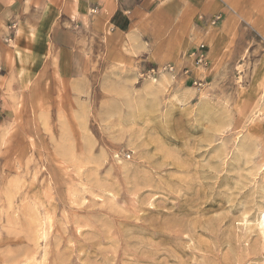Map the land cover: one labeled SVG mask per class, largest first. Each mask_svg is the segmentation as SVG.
<instances>
[{"label": "rangeland", "instance_id": "rangeland-1", "mask_svg": "<svg viewBox=\"0 0 264 264\" xmlns=\"http://www.w3.org/2000/svg\"><path fill=\"white\" fill-rule=\"evenodd\" d=\"M219 1L163 12L139 66L87 31L74 79L2 90L0 264L264 263V0Z\"/></svg>", "mask_w": 264, "mask_h": 264}, {"label": "crops", "instance_id": "crops-1", "mask_svg": "<svg viewBox=\"0 0 264 264\" xmlns=\"http://www.w3.org/2000/svg\"><path fill=\"white\" fill-rule=\"evenodd\" d=\"M219 4V0H0V100L6 99L4 88L31 86L51 68L60 69L64 80L74 79L77 41L87 31L90 40L103 39L101 48L115 64L139 66L141 57L146 58L144 38L160 36L163 12L176 14L168 20L189 24L213 7L219 20L222 15L228 20Z\"/></svg>", "mask_w": 264, "mask_h": 264}, {"label": "built area", "instance_id": "built-area-1", "mask_svg": "<svg viewBox=\"0 0 264 264\" xmlns=\"http://www.w3.org/2000/svg\"><path fill=\"white\" fill-rule=\"evenodd\" d=\"M219 21V16L213 17L209 24L210 26H214ZM187 58L191 61V63L198 69V68H205L208 63V56L206 52V48L204 44H199L195 48H193L187 55ZM169 71V73H173L174 68L170 65H166L163 67H158L155 70L151 69L149 70L148 74H156L159 71ZM156 71V72H155ZM183 75H188V70L186 68L182 69ZM192 81V80H191ZM197 83L196 80L192 81V84L195 85Z\"/></svg>", "mask_w": 264, "mask_h": 264}, {"label": "bare ground", "instance_id": "bare-ground-1", "mask_svg": "<svg viewBox=\"0 0 264 264\" xmlns=\"http://www.w3.org/2000/svg\"><path fill=\"white\" fill-rule=\"evenodd\" d=\"M163 80L165 81V79L163 78ZM162 80V81H163ZM259 227H260V230H261V234H262V237L264 239V207H262L261 211H260V215H259ZM264 264V263H263Z\"/></svg>", "mask_w": 264, "mask_h": 264}]
</instances>
